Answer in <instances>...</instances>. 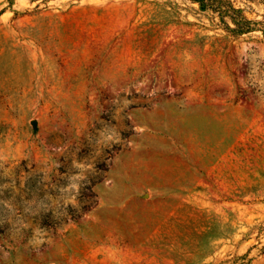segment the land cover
Returning <instances> with one entry per match:
<instances>
[{"label":"rangeland","instance_id":"1","mask_svg":"<svg viewBox=\"0 0 264 264\" xmlns=\"http://www.w3.org/2000/svg\"><path fill=\"white\" fill-rule=\"evenodd\" d=\"M230 1L252 31L0 0V264H264V0Z\"/></svg>","mask_w":264,"mask_h":264},{"label":"trees","instance_id":"2","mask_svg":"<svg viewBox=\"0 0 264 264\" xmlns=\"http://www.w3.org/2000/svg\"><path fill=\"white\" fill-rule=\"evenodd\" d=\"M196 2H198L200 4V9L203 11H207V10H212L217 12L221 19L224 20L225 17H229L231 18V20H233L234 23V27H231L228 23H226V28L228 29V31L234 32L236 34H241V33H246V32H250L253 30V27L250 25L251 24V20H249L247 17L245 16H234L231 15V10L224 7V3H228L231 4L230 0H195ZM219 4V5H218ZM232 12L235 13H240L241 10L239 8H232ZM264 31V29H263Z\"/></svg>","mask_w":264,"mask_h":264}]
</instances>
